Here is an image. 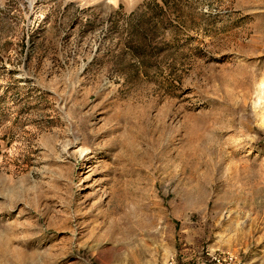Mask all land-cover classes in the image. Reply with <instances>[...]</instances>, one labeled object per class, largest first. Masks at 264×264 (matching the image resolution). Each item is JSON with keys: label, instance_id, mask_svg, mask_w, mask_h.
Masks as SVG:
<instances>
[{"label": "rangeland", "instance_id": "obj_1", "mask_svg": "<svg viewBox=\"0 0 264 264\" xmlns=\"http://www.w3.org/2000/svg\"><path fill=\"white\" fill-rule=\"evenodd\" d=\"M264 264V0H0V264Z\"/></svg>", "mask_w": 264, "mask_h": 264}, {"label": "built area", "instance_id": "obj_2", "mask_svg": "<svg viewBox=\"0 0 264 264\" xmlns=\"http://www.w3.org/2000/svg\"><path fill=\"white\" fill-rule=\"evenodd\" d=\"M208 262L210 264H234L235 255L232 252H211L208 253ZM166 264H175L172 257H169ZM189 264V263H188Z\"/></svg>", "mask_w": 264, "mask_h": 264}]
</instances>
